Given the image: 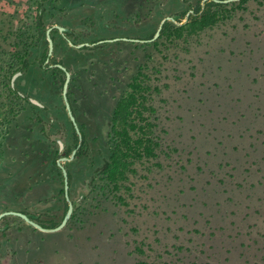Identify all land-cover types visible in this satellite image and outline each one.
Here are the masks:
<instances>
[{"label":"rangeland","instance_id":"1","mask_svg":"<svg viewBox=\"0 0 264 264\" xmlns=\"http://www.w3.org/2000/svg\"><path fill=\"white\" fill-rule=\"evenodd\" d=\"M240 1L165 0L166 14L182 13L176 29L107 58L86 51L78 60L65 43L74 70L86 66L78 78L96 72L93 80L103 81L110 61L115 81L90 84L86 74L71 87L85 94L90 152L70 166L74 200L81 198L64 248L39 242L34 261L16 259L6 244H23L26 229L11 225L0 231L3 264H264V2ZM36 2L0 0V14L32 15ZM202 3L228 16L179 37L187 10ZM139 72L160 146L115 191L100 168L115 143V106Z\"/></svg>","mask_w":264,"mask_h":264},{"label":"flooded vegetation","instance_id":"2","mask_svg":"<svg viewBox=\"0 0 264 264\" xmlns=\"http://www.w3.org/2000/svg\"><path fill=\"white\" fill-rule=\"evenodd\" d=\"M34 7L32 15L0 14V214L20 212L43 228L52 229L62 223L71 202L74 211L57 231L42 230L16 214L0 219V231L18 224L26 229L24 243H7L6 249L16 253V259L23 256L30 261H34L39 242L49 243L54 252L62 251V240L67 237L81 198L74 200L70 166L89 154L90 145L82 119L86 116L85 94L80 96L78 88L75 96L71 87L86 74L90 84L112 85L116 77L109 61L110 73L103 81L93 80L96 72L82 71L78 78L76 71L86 66L74 70L65 43L79 52L78 60L86 51L97 56L93 60L101 55L107 58L125 43L148 46L165 18L173 16L179 21L182 14H166L165 0H39ZM204 10L203 3L189 8L188 23ZM55 16L61 17L60 24L54 23ZM174 22L167 19L157 38L169 34L171 27L176 29ZM57 25L66 29L61 31ZM67 71L71 73L67 98L81 140L66 105Z\"/></svg>","mask_w":264,"mask_h":264},{"label":"trees","instance_id":"3","mask_svg":"<svg viewBox=\"0 0 264 264\" xmlns=\"http://www.w3.org/2000/svg\"><path fill=\"white\" fill-rule=\"evenodd\" d=\"M246 1L248 0H241L239 6L242 7ZM257 1L264 2V0ZM211 3L222 5L214 1ZM199 9L200 6L197 11ZM227 16V12L209 7L201 14L193 16L187 26L178 28L176 32L179 37L185 30L190 34L197 33L216 25ZM145 76L144 73L139 72L133 78L130 92L118 101L114 109L112 131L115 143L100 171L115 191L120 189L121 182L128 178L127 174L133 170L134 163L144 158H155L160 146L155 134L156 125L146 114L148 111H154V108L148 104L146 92L150 87L146 84Z\"/></svg>","mask_w":264,"mask_h":264},{"label":"water","instance_id":"4","mask_svg":"<svg viewBox=\"0 0 264 264\" xmlns=\"http://www.w3.org/2000/svg\"><path fill=\"white\" fill-rule=\"evenodd\" d=\"M215 1H216V2H219V3H229V2H233V1H237V0H215ZM167 19H171V20L177 22L176 18L173 17V16H168L167 18H165V19L162 21V23H161V25H160V28H159V30L157 31L155 37H153L152 39H150V41H153V40H155V39L158 37V35H159V33H160V30H161V28L163 27V24H164V22H165ZM186 21H187V20H186ZM186 21H185V22H186ZM57 27H58L61 31H64V30L66 29L65 27L60 26V25H57ZM50 30H51V29H50ZM49 32H50V31H49ZM50 40H51V38H50ZM87 44H88V43H87ZM80 46H81V45H80ZM51 47H53V42H52V40H51ZM70 78H71V73H70L69 71H67V79H66L65 84H64V95H65L66 105H67V107H68V110H69V113H70L71 120L73 121V123H74V125H75V127H76V130H77V132L79 133L80 140H81L82 135H81V132H80L79 127H78V125H77V122H76V120H75V116L73 115V112H72V109H71L70 103H69L68 98H67V91H68V87H69ZM73 156H74V153H73V155H72L71 158H73ZM65 175H66V182H68V181H67V172H66V171H65ZM67 187H68V185H67ZM73 211H74V206H73V204H72V202H71V203H70V207H69V209H68V211H67V213H66V215H65V217H64V219H63V221H62V223H61L59 226H57L56 228H52V229H46V228H43L40 224L35 223L33 220H31L26 214H23V213H20V212H5V213H1V214H0V219H1L3 216L7 215V214H16V215H19V216L23 217L26 221H28L29 223L35 225L36 227H38V228H40V229H42V230H46V231H57V230H60L63 226H65V225L67 224V222H68V220L70 219V217H71Z\"/></svg>","mask_w":264,"mask_h":264}]
</instances>
